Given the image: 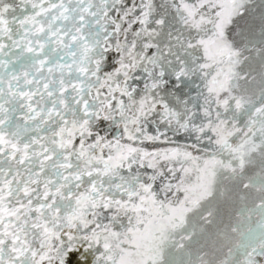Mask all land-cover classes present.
Instances as JSON below:
<instances>
[{
	"label": "snow or ice",
	"instance_id": "snow-or-ice-1",
	"mask_svg": "<svg viewBox=\"0 0 264 264\" xmlns=\"http://www.w3.org/2000/svg\"><path fill=\"white\" fill-rule=\"evenodd\" d=\"M0 264H264V0H0Z\"/></svg>",
	"mask_w": 264,
	"mask_h": 264
}]
</instances>
